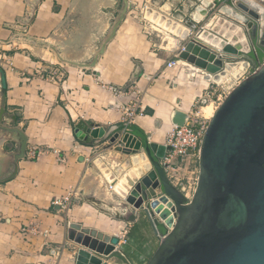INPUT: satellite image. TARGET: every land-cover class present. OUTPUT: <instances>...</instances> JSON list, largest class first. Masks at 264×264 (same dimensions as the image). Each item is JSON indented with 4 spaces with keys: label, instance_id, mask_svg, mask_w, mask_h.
Wrapping results in <instances>:
<instances>
[{
    "label": "crops",
    "instance_id": "0c3cea01",
    "mask_svg": "<svg viewBox=\"0 0 264 264\" xmlns=\"http://www.w3.org/2000/svg\"><path fill=\"white\" fill-rule=\"evenodd\" d=\"M128 1L131 8L100 55L121 0H0V67L11 123L0 126V169L17 162L13 174L0 178V264H76L79 250L97 252L75 243L72 224L113 238L123 229L131 235L139 223L116 220L84 200H118L106 176L92 165L100 158L115 174L116 152L105 140L124 125L123 107L132 98L118 97L114 89L141 90L143 113L138 110L133 124L157 145L172 129L175 110L201 117L203 107L196 103L206 100L216 107L228 95L185 61L168 69L181 53L178 39L146 13L152 9L183 25L195 16L198 0ZM226 7L224 1L220 10ZM51 74L58 79L47 78ZM95 129L106 131V137L93 139ZM32 148L41 153L29 161L25 155ZM69 197L68 211L53 205ZM136 198L133 194L129 204ZM152 237L142 231L140 239L151 242ZM135 250H123L134 264L143 255ZM97 255L103 264H116L122 253Z\"/></svg>",
    "mask_w": 264,
    "mask_h": 264
},
{
    "label": "water",
    "instance_id": "95a60500",
    "mask_svg": "<svg viewBox=\"0 0 264 264\" xmlns=\"http://www.w3.org/2000/svg\"><path fill=\"white\" fill-rule=\"evenodd\" d=\"M198 1L201 4L195 16L183 25L147 8L146 13L152 15V22L159 21V25L177 37L179 48L184 47L176 60L185 61L209 76L222 74L229 65L240 62L252 65L254 71L233 88L209 121L201 144L199 177L192 199L188 201L183 190L170 183L161 164L166 150L163 144L143 143L129 130L122 132L124 128H119L116 135L107 137L104 136L106 131L95 129L91 137H106L105 141L111 144L121 138L125 147H118L117 152L130 155L131 159L137 151L127 148V140L129 137L135 139L137 150L144 151L150 164L147 172L153 169L162 195L174 205L176 222L163 237L168 227L156 217L152 201L149 202V196L140 185L137 186L140 199L147 200V207L136 206L140 208L142 219L130 208L127 196L138 179L123 194H119L115 184L107 179L109 189L112 187L111 190L118 194V200L97 196L84 197V200L116 220L129 224L141 220L149 224L160 242L147 264H264V62H255L256 49L264 48V9L257 11L229 0L231 4L227 6L233 12L232 17L220 10L221 3L226 0ZM130 8L128 0H121L120 12L100 55L104 54L106 44L116 35ZM213 13L216 15L211 17ZM209 17L214 19L213 25L207 28L206 23L200 27ZM6 102V86L0 67V124L10 116ZM202 104L207 101L203 100ZM188 117L187 113L175 110L172 124L182 127ZM12 119L15 121L16 116L13 115ZM83 159L79 161L83 162ZM92 165L102 173V169L110 170L100 158ZM111 176L116 178L112 171ZM160 225L165 232H160ZM71 227L75 243L104 257H110L116 251L118 238L94 230H80L78 225L72 224ZM81 233L90 235L84 238ZM106 244L109 246L105 250ZM121 253L133 264L123 251ZM97 254L81 249L76 264H103Z\"/></svg>",
    "mask_w": 264,
    "mask_h": 264
},
{
    "label": "built area",
    "instance_id": "2783aa9c",
    "mask_svg": "<svg viewBox=\"0 0 264 264\" xmlns=\"http://www.w3.org/2000/svg\"><path fill=\"white\" fill-rule=\"evenodd\" d=\"M184 50V47L180 48V51L182 52ZM178 56V55H177ZM176 59L170 61L167 63V68L171 69L174 68L177 64ZM250 74L245 71L241 77L245 76L244 79L249 76ZM47 78H50L51 80H57V75L51 74L50 76H47ZM239 79V80H240ZM243 79V80H244ZM238 80V81H239ZM218 85L217 83H215ZM238 85V84H237ZM233 87L229 86L227 89L228 94L231 92V89ZM112 89V88H111ZM233 90V89H232ZM115 95L118 97L121 96H130L132 99L130 102L123 107V123L125 126H129L133 124L135 121V118L137 117L138 110L142 114V101L140 98L141 90L139 88H128V89H122V90H115ZM202 108V103H196L195 107L199 106ZM203 121H198L196 119H199L198 112L195 113L194 117H191L187 119L184 126L179 127L176 125H173L172 129L167 133L165 142L163 145L165 146L166 150L164 153V157L161 159V164L165 169L166 175L170 181V183L176 187H179L183 190V181L188 180V184L191 185L189 181V177L185 178V176H182L183 173H188L189 175H195L194 177V186H193V194L196 190L198 177H199V158H200V149L202 140L204 137V134L207 130L209 121L211 118H205L203 116ZM40 151L36 148L30 149L26 155L25 158L29 161H33L37 159L40 155ZM64 160L61 159V162ZM112 189V187H110ZM185 189V188H184ZM186 195V194H184ZM188 201L192 199L191 196L187 194L185 196ZM190 198V200H189ZM53 205L59 206L62 210H69L71 205V199L66 198L62 201H55ZM176 222V219L174 223ZM172 228H168L166 234L163 236L165 237ZM127 235L128 230L123 229L119 232V234L116 236L118 238V244L116 245L117 250H119V247L126 244L127 242Z\"/></svg>",
    "mask_w": 264,
    "mask_h": 264
},
{
    "label": "rangeland",
    "instance_id": "374dc122",
    "mask_svg": "<svg viewBox=\"0 0 264 264\" xmlns=\"http://www.w3.org/2000/svg\"><path fill=\"white\" fill-rule=\"evenodd\" d=\"M236 1H238V0H236ZM251 1L254 3L255 6H251L250 4H245L244 2H240V3H243V4L247 5V6L249 5L248 6L249 8H253V9L257 10V11H260L259 7L264 9V5H263L264 4V0H261V1L260 0H251ZM225 2H226L227 5L231 4V1H225ZM222 10H223V8L221 9V12H222ZM229 10H231V9L229 7H226L225 11L222 12V14H225L226 16H232V13L231 14L228 13ZM213 15H214V13L211 15V17H214ZM211 17L206 19L199 26L202 27L206 23H208L207 24V28H208L211 25H213L214 19H212ZM156 29H158V28H156ZM194 33H196V31ZM3 61H4V59L0 58V65L3 63ZM243 63H244L243 65H241V62L238 63V64L236 63V65L234 64L235 65V69L230 70L229 72L227 71V72H223L222 73V74H225V76L220 80L221 82L220 81L218 82L219 85H220V89L221 90L226 89L231 84H233L234 82L238 81L240 79V76L245 71H247L248 74H251L254 71L252 65L248 64L247 62H243ZM208 104H211V103L209 102V103H207L205 105H201V106L204 108ZM218 107L219 106L215 107L213 104H211V108L214 109V113L216 112ZM203 116H205V118H210L208 111L207 112L206 111L203 112ZM8 119L9 118H7L4 122H2L0 124V126L11 127V123H10V121ZM196 120L203 121V117L201 116V117H199V119H196ZM1 128H3V127H1ZM121 140L122 139L120 138L115 143L111 144V148H114V150L116 152V153L112 154V157H113V161H114V165L113 166L115 167V171L114 172H115V175H117V176H118V174L121 176L123 173H125L127 171L126 167H128V169L137 168V166L133 164V158L131 159L130 155H126V154H123L121 152H119V153L117 152L118 147H125V145L123 144V142ZM140 153L144 154V151L142 149H140L139 154ZM137 154H135V155H137ZM126 164H128V165H126ZM140 164H141V160H140ZM125 165H126V167H125ZM141 168H143V167H141ZM140 170L141 169H139V172L141 173ZM182 176H185V178H188V176L191 177V178H189V181H190L191 185L188 184V180L187 181L186 180L183 181V193L186 194L185 196H187V194H188L189 196L192 197L193 186H194L193 183H194V178H195L194 176L195 175L192 176V175H189L188 173H185V174L183 173ZM147 179H149V181H154L155 182V188L151 192L148 191L149 189H148V186L146 184V180ZM139 185L141 186V190L142 191H146L147 195L149 196V202L151 203V201H152V208H153V204H154L153 200H154V198H157V196L161 197L159 195L162 194V190H161V188L159 186L158 178H157L156 174L154 173L153 169H151L149 172H147L146 175H143V177L138 178L136 184L130 189V191L128 193V196H127V197L130 198L134 194L135 196H137V199H138L137 201L139 202V206L147 207V200L145 198H144L143 201L140 199L141 193H140V190L137 189L138 188L137 186H139ZM189 200H190V198H189ZM129 206H130V208L132 210L136 211L137 214L140 216V213H139L140 212V208L136 207L135 203H134V205L129 204ZM172 210H173V215H174V217L176 219V215H175V211H174V206L173 205H172ZM120 212L123 213L124 211L120 210ZM140 219H142V216H140ZM163 224H165V223L163 222ZM142 231H143L144 234H149V233L152 234L153 233V237L151 239V242H149V239H146V238L144 240L140 239ZM127 238L128 239H127L126 244H124L121 249L116 250L119 253V255L121 254L120 252L123 251V250L125 251L126 254H129L130 251L138 249V251L135 250V254H137V256H140V254L143 253V255L138 258L139 261L135 260V263L136 264H147V262L149 261L151 256L154 254V252L156 251V249H157V247L159 245V241H156L158 239V237L154 234V232L150 228L149 224L146 221H141L140 220L139 223L136 225V227L133 229L131 235H129V234L127 235ZM116 264H129V263H128L127 259H125L121 255V258L117 260Z\"/></svg>",
    "mask_w": 264,
    "mask_h": 264
},
{
    "label": "bare ground",
    "instance_id": "6f19581e",
    "mask_svg": "<svg viewBox=\"0 0 264 264\" xmlns=\"http://www.w3.org/2000/svg\"><path fill=\"white\" fill-rule=\"evenodd\" d=\"M239 2H244L245 4H253L254 3L251 0H238ZM261 1V0H260ZM264 5V4H263ZM258 7V6H257ZM260 11H263V9L261 7H259ZM225 11V9L223 10ZM230 13H233L231 10L229 11ZM233 15V14H232ZM207 40V38H205ZM185 63V62H184ZM181 64V63H180ZM244 63H241V65H243ZM235 69V65H230L227 67L226 72ZM227 75V74H226ZM208 77H211V79H213L214 81L219 82L224 76L225 74H217L216 76H209L207 74ZM221 82V81H220ZM203 112H209V117L212 118L214 115V109L211 108V104L206 105L203 109ZM127 148L129 150L132 151H137V153L139 152L138 149V142L135 139H131L129 137V139L127 140ZM133 158V164L137 166V168H133V169H128V167H126V172L121 176L118 177L116 175V178H113L111 176V171L108 169H102L104 175L106 176V178L111 181L112 183H114L115 185V189L119 192V194H123L122 192H126L127 189L142 175H144L145 172H147V170L150 168V164L147 160V158L145 157L144 154L142 153H138L137 155H135ZM140 160H141V164H140ZM143 165V166H142ZM135 166V167H136ZM143 167V168H141ZM139 169H141V173L139 172ZM113 174V173H112ZM146 184L148 186V188H150L151 191H153V189L155 188V182L154 181H149V179L146 180ZM138 199L136 198V200L133 202V204L135 203L136 206L139 205V202L137 201ZM154 204H153V208L152 210L154 211L156 217L160 220H162L165 225H167L169 228H171L174 225V220L175 217L173 215V210H172V202L169 201V199L161 194V197L154 198L153 200ZM174 206V205H173ZM108 244L104 245V249L106 250L108 248ZM83 264V263H80Z\"/></svg>",
    "mask_w": 264,
    "mask_h": 264
},
{
    "label": "trees",
    "instance_id": "16d2710c",
    "mask_svg": "<svg viewBox=\"0 0 264 264\" xmlns=\"http://www.w3.org/2000/svg\"><path fill=\"white\" fill-rule=\"evenodd\" d=\"M251 57H253V55H251ZM257 59V60H256ZM256 59H255V62H258V63H263L264 62V48H260L258 47L256 49ZM125 128L124 125L121 126V129ZM128 130L134 135L136 136L137 138L141 139V141L143 143H145L147 141V135L145 134V132L139 128L138 126L134 125V124H131L128 126ZM159 230L160 232H165V229L163 228L162 225L159 226Z\"/></svg>",
    "mask_w": 264,
    "mask_h": 264
},
{
    "label": "flooded vegetation",
    "instance_id": "af4514ba",
    "mask_svg": "<svg viewBox=\"0 0 264 264\" xmlns=\"http://www.w3.org/2000/svg\"><path fill=\"white\" fill-rule=\"evenodd\" d=\"M18 151H20V150H18ZM16 167H17V162L15 160L10 164L9 167H6V168L4 167V168L0 169V178L8 177L10 174H13L14 171L16 170Z\"/></svg>",
    "mask_w": 264,
    "mask_h": 264
}]
</instances>
